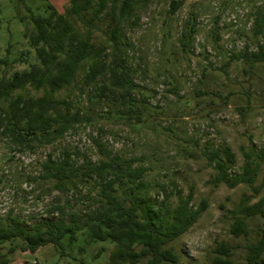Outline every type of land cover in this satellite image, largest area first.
<instances>
[{
  "label": "rangeland",
  "instance_id": "374dc122",
  "mask_svg": "<svg viewBox=\"0 0 264 264\" xmlns=\"http://www.w3.org/2000/svg\"><path fill=\"white\" fill-rule=\"evenodd\" d=\"M172 1L176 0H133L123 25L128 55L125 63L131 80L139 87L136 99L150 98L145 122L137 125L105 115V119L79 128L54 146L26 154L14 153L0 140V177L7 181L0 187L1 218L11 211L27 218L36 216L38 220L58 217L59 213H49L58 200L62 204L71 201L73 208L66 211V217L72 211L78 214L85 211L91 202L81 196L96 195L90 188L81 187V194L53 192L38 200L36 196L45 185L39 188L29 184L26 177L38 175L41 162L49 154L58 158L63 149L80 150L97 163L102 158L93 143L97 138L114 154L135 157L140 160L138 164L150 169L145 177L150 188L145 193L156 205L168 195V207L175 208L178 192L184 198L191 192L194 194L193 211L206 204L198 222L169 245L179 256L176 264H212L214 249L221 243L231 248L232 264H247V246L258 240L264 222L251 219L248 236L235 237L231 229L240 206L253 207L264 200V160L256 158L264 154V64H226L232 53L244 52L246 46L253 54L260 51L259 46L264 47V40H255L251 33L254 24L251 14L264 6V0H181L182 7L170 16ZM48 4L64 14L69 0H0V60L8 58L11 62L5 67L0 65L3 76L27 67L25 63H14L22 54L28 55L30 63L35 62V52L29 48L24 33L32 31L33 26L27 25L31 14L47 16ZM191 14L197 15L198 33L185 53L179 39ZM91 17L87 19L102 28L92 27L97 45L107 39L109 29L104 22L113 17L102 14L100 21ZM74 25L79 32L90 27L80 21ZM8 45H11L9 54ZM77 78L80 81L81 75ZM68 95L72 93L64 91L59 98ZM213 149L222 153L229 149L235 156V163L228 170V183L216 182L218 171L206 156ZM249 155L254 157V166L260 164L252 186L240 178ZM23 247L21 241L6 244L0 248V261L110 264L114 251L110 242L86 244L82 237L75 244H65V256L54 245L36 253L24 251ZM125 264L131 263L127 260Z\"/></svg>",
  "mask_w": 264,
  "mask_h": 264
},
{
  "label": "trees",
  "instance_id": "16d2710c",
  "mask_svg": "<svg viewBox=\"0 0 264 264\" xmlns=\"http://www.w3.org/2000/svg\"><path fill=\"white\" fill-rule=\"evenodd\" d=\"M132 3L133 0H69L64 14L51 4L47 5V16L31 14L27 25L33 26L32 31H26L24 38L35 52V62L30 63L28 55L22 54L14 63H25V69L16 70L10 76L0 73V140L5 141L11 151L26 154L54 146L79 128L105 119V115L137 125L145 122L150 98L136 99L135 91L139 87L131 80L125 63L128 55L123 25ZM182 5L181 0L172 1L169 15L174 16ZM102 14H112L113 18L107 20V17L104 22L109 29L107 39L95 45L92 27L102 28L87 18L91 15L92 19L100 21ZM251 16L254 17L252 36L255 40H264V6ZM76 21L90 26L89 29L79 32L74 25ZM197 28V15L191 14L179 39L185 53L195 41ZM10 48L8 45V54ZM259 50L253 54L246 46L244 52L232 53L226 66L233 62L264 64V47L259 46ZM0 65L5 67L11 62L8 58L1 59ZM64 91L72 95L60 99ZM93 143L102 157L97 163L80 150L63 149L58 158L49 154L41 162L38 175L26 177L29 184L39 188L45 185L36 196L38 200L53 192L81 194V187L90 188L96 193L94 197L91 193L81 196L91 202L87 209L79 214L72 211L66 217V211L73 208L71 201L62 204L58 200L49 213H59V216L41 220L11 211L5 218L0 217V248L21 241L24 251L36 253L47 245H54L65 256V244H75L82 237L86 244H113L110 264H125L127 260L131 264L142 260L147 264L178 263L179 256L169 245L198 222L206 204L193 211L194 194L191 192L184 198L178 192L175 208L168 207V195L156 205L145 193L150 188L145 182L149 168L138 164L140 160L135 157L114 154L97 138ZM206 156L218 171L216 182L228 183V170L235 163V156L229 149L223 153L213 149ZM247 158L249 161L240 178L244 184L252 186L260 164L254 166L252 155ZM256 158L262 162L264 154ZM5 183L4 177H0V187ZM161 189L166 193L164 186ZM235 214L238 216L231 229L232 235L248 236L251 219L264 222V200L253 207L240 206ZM258 237L255 243L247 246V264H264V225ZM214 253L212 264H232V250L226 244L217 245ZM0 264H7V261L1 260Z\"/></svg>",
  "mask_w": 264,
  "mask_h": 264
},
{
  "label": "built area",
  "instance_id": "2783aa9c",
  "mask_svg": "<svg viewBox=\"0 0 264 264\" xmlns=\"http://www.w3.org/2000/svg\"><path fill=\"white\" fill-rule=\"evenodd\" d=\"M236 22V21H235Z\"/></svg>",
  "mask_w": 264,
  "mask_h": 264
}]
</instances>
